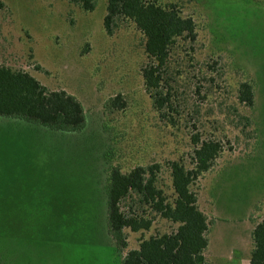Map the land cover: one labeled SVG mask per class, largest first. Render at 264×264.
Returning a JSON list of instances; mask_svg holds the SVG:
<instances>
[{
	"label": "rangeland",
	"instance_id": "374dc122",
	"mask_svg": "<svg viewBox=\"0 0 264 264\" xmlns=\"http://www.w3.org/2000/svg\"><path fill=\"white\" fill-rule=\"evenodd\" d=\"M94 1L85 12L66 0H0V64L75 97L85 117L76 131L0 117V264H120L106 228L110 168L157 164L171 197L168 164L191 167L195 134L222 146L192 188L211 224L208 258L248 264L252 224L264 214V0H155L196 25L193 43L171 48L161 111L142 80L143 35L123 19L107 35L106 0ZM245 80L251 109L237 100ZM153 219L147 232L124 230L127 249L173 228Z\"/></svg>",
	"mask_w": 264,
	"mask_h": 264
},
{
	"label": "trees",
	"instance_id": "16d2710c",
	"mask_svg": "<svg viewBox=\"0 0 264 264\" xmlns=\"http://www.w3.org/2000/svg\"><path fill=\"white\" fill-rule=\"evenodd\" d=\"M77 3L85 12L95 8L94 0H66ZM2 5L0 4V7ZM123 19L132 22L144 37V52L149 63L141 70L145 91L156 111L169 108L168 94L162 95L163 72L171 48L177 40L193 43L196 25L182 15L176 4L161 5L155 0H106L103 29L112 35L113 25ZM115 102L119 100L117 97ZM237 100L246 108L254 105V87L245 80L238 88ZM119 107L120 105L116 103ZM0 117L16 118L45 127L76 131L85 123L81 104L65 91H51L29 73L0 64ZM246 120V119H245ZM190 168L181 161L168 164L171 197L158 184L159 165L136 166L127 173L112 167L106 189V228L120 264H211L205 257L210 220L198 207L195 183L210 172L222 152L216 140H201L191 135ZM129 199L136 207L124 212L122 201ZM132 203V204H133ZM137 209H142L138 213ZM146 210L149 211L148 215ZM164 220L169 232L140 238L127 249L124 230L149 231L153 217ZM248 264H264V217L253 223Z\"/></svg>",
	"mask_w": 264,
	"mask_h": 264
},
{
	"label": "crops",
	"instance_id": "0c3cea01",
	"mask_svg": "<svg viewBox=\"0 0 264 264\" xmlns=\"http://www.w3.org/2000/svg\"><path fill=\"white\" fill-rule=\"evenodd\" d=\"M262 212V211H261ZM205 214V213H204ZM264 217V214H261V216H259L258 218H257V220L256 221H259L260 219H262ZM209 218V217H208ZM252 227H253V224H252ZM209 235H210V231H209V234H208V246H207V250H206V253H205V257H206V259L208 260V262H210L211 264H213L211 261H210V259L208 258V255H207V252H208V250H209V246H210V239H209Z\"/></svg>",
	"mask_w": 264,
	"mask_h": 264
}]
</instances>
